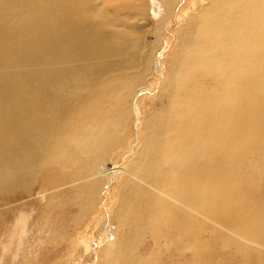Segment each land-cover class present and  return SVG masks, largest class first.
Masks as SVG:
<instances>
[{
	"label": "bare ground",
	"instance_id": "bare-ground-1",
	"mask_svg": "<svg viewBox=\"0 0 264 264\" xmlns=\"http://www.w3.org/2000/svg\"><path fill=\"white\" fill-rule=\"evenodd\" d=\"M161 1L166 22L179 0ZM213 2L183 30L166 118L142 123L130 171L108 173L129 102L158 71L135 24L153 0H0V207L65 187L78 229L112 174L110 231L147 227L109 264H264V0ZM206 33L218 47L204 57Z\"/></svg>",
	"mask_w": 264,
	"mask_h": 264
},
{
	"label": "rangeland",
	"instance_id": "rangeland-1",
	"mask_svg": "<svg viewBox=\"0 0 264 264\" xmlns=\"http://www.w3.org/2000/svg\"><path fill=\"white\" fill-rule=\"evenodd\" d=\"M174 4L176 5L166 22V10L161 0H153L152 12L148 14L147 20L139 23V18L135 19V24L143 33L139 38L143 40L147 52L151 53L146 59L147 63L152 66L151 70L157 67L158 71L148 76L146 83L138 85L136 94L129 102L128 111L131 110L132 118L125 124V135L122 134L117 144L119 149L113 150L114 153L112 151L109 157L101 161L108 173L115 168H126L130 171V166L138 157V154L135 156L137 148L142 145V123L152 113L159 114L162 119L166 118L170 94L167 83L175 69L178 58L176 49L181 47L182 43H179L183 39V30L194 26L193 18H199V15H203L215 3L213 0H179ZM159 27L164 29L162 35L156 33ZM193 37L194 31L190 34V40ZM204 37L207 39L201 47V54L206 57L204 50L216 51L218 46L208 33ZM188 47L185 46L182 52L185 53ZM206 85L201 87L202 98L203 93L206 98L210 96L211 90L205 89ZM133 102L138 112L133 110ZM104 177L101 179L103 187L97 197L84 200L86 207L83 215H80L81 218H78V229L73 225L77 208L67 203V196L62 198L59 195L66 190L65 187L61 190L54 189L58 195L53 193V196L49 194L52 190L49 193L40 192L35 187L32 195L17 199V203L10 200L2 202L10 205L0 207V264H109L115 256L114 252L111 256L113 243L127 245L133 255L132 249L147 226L142 227L134 220L125 226L127 230L112 234L110 229L115 225L113 219L120 197L117 198L115 194L117 191L115 192L114 176L106 174ZM107 182L111 185L106 189L104 186ZM261 184L258 194L259 197H264V182ZM42 194H45L46 200H43ZM40 209H45V214L42 215ZM59 237L62 240H58ZM159 259L158 264H163L164 259Z\"/></svg>",
	"mask_w": 264,
	"mask_h": 264
}]
</instances>
